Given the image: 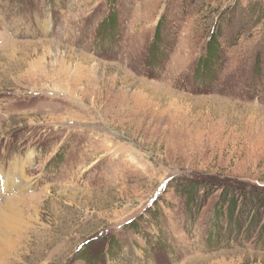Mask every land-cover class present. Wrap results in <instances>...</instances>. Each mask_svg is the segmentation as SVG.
Masks as SVG:
<instances>
[{"label": "rangeland", "instance_id": "rangeland-1", "mask_svg": "<svg viewBox=\"0 0 264 264\" xmlns=\"http://www.w3.org/2000/svg\"><path fill=\"white\" fill-rule=\"evenodd\" d=\"M15 159L10 264H264V0H0Z\"/></svg>", "mask_w": 264, "mask_h": 264}, {"label": "bare ground", "instance_id": "bare-ground-1", "mask_svg": "<svg viewBox=\"0 0 264 264\" xmlns=\"http://www.w3.org/2000/svg\"><path fill=\"white\" fill-rule=\"evenodd\" d=\"M24 165H26V163H20L15 159L13 162L9 163V167L6 169L7 173H5L6 171L3 170V167L1 168L2 165H0V199L4 197L0 201V232H4L0 234V264H10L13 260L10 254L18 253V251L11 252L12 247H14L12 246L14 243L12 236L18 230L20 224L24 222L21 214L22 206L25 205L24 198L22 195H19L20 193L18 191L17 196L9 195V197H5L2 194L7 193L8 186H15L14 189L20 191L24 188L22 186Z\"/></svg>", "mask_w": 264, "mask_h": 264}, {"label": "trees", "instance_id": "trees-1", "mask_svg": "<svg viewBox=\"0 0 264 264\" xmlns=\"http://www.w3.org/2000/svg\"><path fill=\"white\" fill-rule=\"evenodd\" d=\"M158 26H160V23L157 25V27H158ZM212 45H213V47H214V41H213ZM185 189H187V188L185 187Z\"/></svg>", "mask_w": 264, "mask_h": 264}]
</instances>
